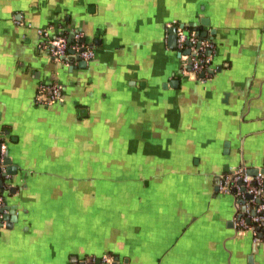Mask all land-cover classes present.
<instances>
[{
    "label": "crops",
    "instance_id": "crops-1",
    "mask_svg": "<svg viewBox=\"0 0 264 264\" xmlns=\"http://www.w3.org/2000/svg\"><path fill=\"white\" fill-rule=\"evenodd\" d=\"M168 24L206 32L204 78L180 75ZM38 29L81 32L94 59L55 60ZM1 133L18 220L0 264H264L218 191L264 168V0H0Z\"/></svg>",
    "mask_w": 264,
    "mask_h": 264
},
{
    "label": "built area",
    "instance_id": "built-area-1",
    "mask_svg": "<svg viewBox=\"0 0 264 264\" xmlns=\"http://www.w3.org/2000/svg\"><path fill=\"white\" fill-rule=\"evenodd\" d=\"M169 28L176 29V49L180 60V75L196 77L207 74L212 67V51L214 44L206 39L200 38L198 31H188L177 24H168ZM40 37L39 48L47 51L51 57L58 60L70 52L76 54L80 60L88 63L95 57L94 50L83 40L81 32H74L70 36L63 34L52 35L47 29H38ZM188 51V53H185ZM39 88L47 89L49 104L60 99V86L43 85ZM264 174L258 173L249 176L247 169L243 166L233 167L221 176L218 191L222 194H231L237 201H245V211L238 213L236 223L241 232H247L256 245L264 238ZM250 196V198H246ZM1 204V198H0ZM261 234V238L259 237ZM115 259L110 256L91 257L72 264H113Z\"/></svg>",
    "mask_w": 264,
    "mask_h": 264
},
{
    "label": "water",
    "instance_id": "water-1",
    "mask_svg": "<svg viewBox=\"0 0 264 264\" xmlns=\"http://www.w3.org/2000/svg\"><path fill=\"white\" fill-rule=\"evenodd\" d=\"M202 25L205 24L204 20H201L200 22ZM181 28H184L185 26H180ZM195 30L198 31V34L200 36V38H205L207 36L206 32H200V28H196ZM168 32V38H167V46L169 50H173L175 51L176 49V29L175 28H169L167 30ZM188 53V51L184 52ZM177 56L179 57V54L177 53ZM60 61H68V62H77L78 63V67L80 68H85L86 67V62L80 60V58L74 54L73 52H70L68 55L66 56H62L59 58ZM218 70V67H217ZM210 73V72H209ZM206 76L205 73H201L199 74L197 77L198 78H204ZM190 79L194 80L195 78H197L194 74H191ZM172 83H176V81H172ZM170 82V84H172ZM3 138H4V134L1 133L0 134V189L3 186V177L7 176H14L16 175L17 172V168L12 166L9 156L8 154L4 153L2 151V146H3ZM261 173L264 174V168L258 169V168H250L249 170H247V174L249 176H255L256 174ZM218 183V181H217ZM264 189V187H263ZM264 191V190H263ZM247 199L250 198V196L246 197ZM239 203L242 204V208L241 211L244 212L245 211V201L244 200H239ZM15 208L14 207H8V206H1L0 205V228L2 227L3 222H6L5 228L9 229L12 224H14L15 222H17V216L14 213ZM259 237L261 238V234H259ZM256 250V245H253V252H255ZM263 250H264V245H263ZM113 264H118L117 260H115V262Z\"/></svg>",
    "mask_w": 264,
    "mask_h": 264
}]
</instances>
